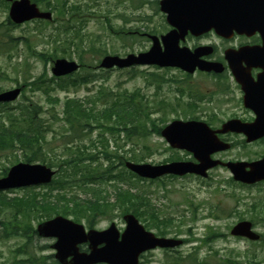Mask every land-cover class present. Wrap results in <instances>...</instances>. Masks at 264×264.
Here are the masks:
<instances>
[{
	"label": "rangeland",
	"instance_id": "obj_1",
	"mask_svg": "<svg viewBox=\"0 0 264 264\" xmlns=\"http://www.w3.org/2000/svg\"><path fill=\"white\" fill-rule=\"evenodd\" d=\"M43 10L53 14L50 22L30 20L21 24L8 22L9 3L0 0V92L21 87V94L12 102L0 103V126L22 127L28 110L47 129L45 160L37 159L57 170L55 179L48 185L17 188L0 192V234L7 230V237H0V264L24 258L16 249L27 245L29 254L45 256L53 254L52 238H41L34 233L25 234L24 228L36 225L73 210L74 203L100 195L108 199L105 214L89 218L97 229L105 228L111 221L123 223L121 207L115 200L116 186H133L132 192L141 196L137 201L138 213L145 224L155 222L169 232L178 230L189 243L180 247L181 261L177 264H264V182L244 185L232 178L226 167L216 166L203 178L196 175L164 176L155 180L133 178L120 162L133 160L159 164L172 160H194L190 152L174 149L157 134L154 128H162L174 119H195L206 122L212 128L244 112L239 103L237 89L224 78H209L205 74H186L179 68L158 66H135L126 69H100L96 65L105 54L124 56L149 49L151 41L143 33L162 34L169 26L165 15L159 10L157 0H33ZM70 25L80 37L79 48L69 43L73 33L59 32L56 51L52 37L57 28ZM88 43L101 51L91 54ZM183 44L194 48L199 44L215 47L211 59H218L228 43H222L215 33L194 37ZM49 50L50 56L39 54ZM84 51L82 59L79 52ZM56 58L75 60L80 68L75 73L55 77L51 74ZM83 60V62H81ZM149 79L152 84H149ZM219 83L224 84L220 86ZM115 93H137L147 104L164 99L175 110L166 109L149 115L146 136L128 137L125 131L109 133L102 129H82L77 134L66 130L65 102L77 99L83 108H90L89 98L100 95V87ZM150 101V102H149ZM197 106H192V104ZM28 106L29 109H24ZM27 115V114H26ZM244 119L250 117L247 113ZM80 135L78 138H75ZM232 143L227 151L217 152L213 158L223 161H253L264 154V138L247 143L242 135H219ZM55 138V139H54ZM70 141L69 144H65ZM79 148L80 156H95L91 164L99 172L109 165L113 174L124 173L125 182L100 179L89 185L64 184L57 181L63 176L60 166L67 149ZM26 150L18 148L11 152L0 150V176L4 168L23 161ZM102 152H106L107 156ZM136 159H133L132 156ZM76 179L82 181L83 177ZM82 212L78 213V216ZM77 220L75 215H65ZM240 220H248L253 229L261 234V240L252 242L244 237L233 236L230 229ZM80 223L88 226L82 217ZM21 227V228H20ZM13 232L15 235H12ZM85 251V247L80 246ZM49 262V261H48ZM58 264V263H57Z\"/></svg>",
	"mask_w": 264,
	"mask_h": 264
},
{
	"label": "water",
	"instance_id": "obj_2",
	"mask_svg": "<svg viewBox=\"0 0 264 264\" xmlns=\"http://www.w3.org/2000/svg\"><path fill=\"white\" fill-rule=\"evenodd\" d=\"M11 2L9 17L14 23H22L33 18L51 19V13L41 11L30 0H5ZM159 9L166 15L171 29L157 37L150 35L152 44L149 50L138 54L129 53L124 57L107 54L99 62L101 68H127L135 65H157L159 67H178L188 73L196 69L220 73L223 66L218 61L204 59L213 52L210 45L198 46L191 50L181 46L187 33L200 36L209 31L230 38L234 33L251 35L258 30L262 33V46H244L238 51L225 50V59L236 80L244 91V105L254 110L256 118L252 122L231 119L220 128L212 129L199 120L175 119L165 125L160 134L173 148L185 149L193 154L196 161H171L163 164L135 163L125 161V167L144 178H158L164 175H184L187 173L207 176V171L216 165L229 168L235 180L254 183L264 180V156L252 162H221L212 159L211 154L226 150L228 142L218 138L219 133L237 132L246 136V141H253L264 136V79L252 81L248 69L236 62L241 58H250L252 54L240 53L245 49H262L264 52V0H160ZM262 56V55H260ZM75 61L64 58L56 59L51 67L55 76L70 74L78 69ZM20 88L0 93V101L14 100ZM55 171L44 164L17 163L0 178V190L48 183ZM126 227L119 234L114 223L105 230L89 229L82 224L57 215L37 225V233L42 237H56L52 245L55 259L60 264H138L141 251L157 246H174L180 240L157 238L145 231L137 218L127 213L123 216ZM231 234L257 240L259 235L251 230L249 221H239ZM120 236V238H119ZM88 242V252L79 250L78 245Z\"/></svg>",
	"mask_w": 264,
	"mask_h": 264
},
{
	"label": "trees",
	"instance_id": "obj_3",
	"mask_svg": "<svg viewBox=\"0 0 264 264\" xmlns=\"http://www.w3.org/2000/svg\"><path fill=\"white\" fill-rule=\"evenodd\" d=\"M58 33L52 37L54 42L53 51H56L57 45L55 44L59 40V32H70L73 33V37L69 39V43L74 45L77 49L79 48L80 42L75 41V39L82 40L83 37H80L79 34L75 31V28L70 25H64L63 27L57 28ZM89 50L91 54H94V51H101L100 48H95L93 45L88 43ZM84 50L81 49L79 52L80 59H82L81 54ZM39 54L50 56L49 50H44L39 52ZM83 62V60L81 61ZM149 84L152 82L147 79ZM101 91L99 92L101 96H96L93 94L89 98L90 108H83L81 101L77 99H67L65 102V123L67 125L66 130L71 134H77L82 129L88 128H97L109 133H116L119 131H125L128 137L133 135L146 136L150 130L148 129L146 122L149 118V115L157 111H165L170 109L175 110L174 106L164 100L158 99L156 102L149 101L150 104L145 102L142 97L137 98V93L131 92H119L115 93L109 88L104 86L100 87ZM192 106H197V104H192ZM24 109L28 110L29 107L25 106ZM36 111L28 110L25 114L22 127L13 128V127H2L0 126V150H13L17 145L18 148H24L26 150L24 154L23 161L34 162L37 159L45 160L47 153V143L46 131L47 129L43 126V123L35 115ZM155 132L159 134L160 128H154ZM80 135H77L75 138H78ZM55 139V138H54ZM70 141H66V145ZM107 156L106 152H102ZM82 153L79 148L76 147V150H72V147L67 149L65 153V158L61 160L63 166L61 168L63 176L57 183L60 187L64 184L77 185L81 183L82 185H89L91 189L92 183L100 179H114L117 182H125L126 178L124 173L117 172L113 174L114 166L109 165L103 172H99L96 167H93L91 164H83L84 160L94 161L95 156H80ZM133 159L136 157L133 155ZM122 165V162H120ZM128 172V171H127ZM6 173V169L3 170L1 175ZM128 180L137 178L134 174L128 172ZM82 176L83 180L80 181L76 179L77 177ZM115 200L117 204L121 207L123 212L131 211L133 213H138L139 205L137 201L141 199V196L137 193L132 192L133 186L127 184L126 188L121 186L115 187ZM75 208L73 210H65L62 214L75 215L77 220L83 217L86 220V224L91 227V218L96 214H105L108 209V199L100 195V191L94 194L93 198H85L84 200H79L74 203ZM82 212L79 216L78 213ZM21 228V227H20ZM24 233H35L32 225L24 228ZM0 234V237H7V230L3 231ZM12 235H15L11 232ZM24 248L27 245L23 246ZM23 247L16 249L17 254L23 255L24 258L14 259L9 264H57L53 259V255L48 256H37L34 254H29V252ZM49 261V262H48Z\"/></svg>",
	"mask_w": 264,
	"mask_h": 264
},
{
	"label": "flooded vegetation",
	"instance_id": "obj_4",
	"mask_svg": "<svg viewBox=\"0 0 264 264\" xmlns=\"http://www.w3.org/2000/svg\"><path fill=\"white\" fill-rule=\"evenodd\" d=\"M157 2H159V0H157ZM192 38L194 37H192L191 35L186 36V40H189ZM218 38L220 39L222 43L229 44L222 50L221 57L218 59H215L223 63V71L219 74H215L213 72H199V71H197L196 73L203 74V75L205 74L206 76H209L210 79L213 78L216 80V78H224L228 83L230 81L229 84H232L237 89V93H238L237 99L239 103L242 105L243 110H244L243 111L244 113L242 115H235L232 118L239 119L242 121H252L256 117V114L254 110L244 105V100H243L244 91L241 87V84L236 80L232 70L230 69L228 65V61L227 59H225L224 51L228 47H232L235 51H238L241 47H244V46H259L260 47L263 44L262 33L256 30L253 33H251V35H246L244 33L242 34L236 33L230 39H224L221 37H218ZM240 53L252 54V56L255 55L250 58H241L240 55H238V58L236 60V62L239 64L240 67L248 69L250 79L252 81H257L260 78L264 79V52L263 50L262 49H245V50H241ZM219 85L223 86L224 84L219 83ZM247 113L250 115L248 120L242 117L246 115ZM142 224L147 231H151L156 237H169L173 239H180L181 244L177 247L156 246L152 249L145 250L139 254L138 264H177L179 262V255H180V252L178 251L180 247L188 244L189 240L185 237H181L179 233H177L178 230H175L173 231V233H171L168 231L169 228L164 229L153 222L151 223L145 222V224L144 223ZM116 226L119 232L121 233L125 227V222L123 221L121 225H118L116 223ZM105 228H102L99 230H103ZM82 245L83 247H85V250L88 249L87 243H83Z\"/></svg>",
	"mask_w": 264,
	"mask_h": 264
}]
</instances>
